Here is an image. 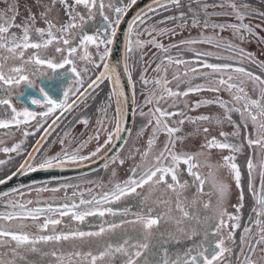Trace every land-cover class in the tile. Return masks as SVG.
<instances>
[{
	"label": "snow or ice",
	"instance_id": "1",
	"mask_svg": "<svg viewBox=\"0 0 264 264\" xmlns=\"http://www.w3.org/2000/svg\"><path fill=\"white\" fill-rule=\"evenodd\" d=\"M139 2L32 0L22 6L0 0L6 5L0 8V170L22 158L0 185L98 161L110 169L107 181L81 176L71 183L53 175L0 191V264H264V59L245 46H261L264 56V0L261 7L250 0H150L126 19ZM137 68L144 101L135 114L145 122L129 127L126 106L136 103ZM105 82L110 86L96 108L95 131L73 136L77 124L91 127L85 101L95 103ZM203 92L214 96L187 99ZM80 104L85 108L71 128L49 143ZM208 106L221 111L190 114ZM21 129L22 138L7 146ZM41 130L29 145L28 137ZM246 148L245 184L238 158ZM213 150L221 153L215 163ZM125 165L127 175L119 178ZM219 169L232 183L218 177ZM245 187L253 205L242 226ZM46 192L52 195L41 198ZM32 193L35 199H24Z\"/></svg>",
	"mask_w": 264,
	"mask_h": 264
},
{
	"label": "rangeland",
	"instance_id": "2",
	"mask_svg": "<svg viewBox=\"0 0 264 264\" xmlns=\"http://www.w3.org/2000/svg\"><path fill=\"white\" fill-rule=\"evenodd\" d=\"M21 2V5L23 6L24 4H31L32 3V0H20ZM117 2H119V0H117ZM213 2V0H209V3ZM251 3H253L254 6L256 7H261L260 3H259V0H250ZM184 3L187 4V0H184ZM6 7L5 4L3 3H0V8H4ZM209 11H211V9H209ZM109 15H111V13H109ZM215 19V18H214ZM254 23L256 21H253ZM15 30V29H14ZM210 31V30H209ZM196 31L194 30L192 32V35H196ZM185 36L188 35L187 32L184 33ZM224 35H228L227 32L224 33ZM261 35H264V32H261ZM177 40L181 39V37H176ZM165 44L169 43L168 40H165L164 41ZM246 47H248L250 50H253L256 52L257 56L260 58V59H264V56H261V46L257 45V44H250V45H245ZM198 49H206L207 46L206 45H197L196 46ZM152 51H155V49H153ZM177 50H173V52H175ZM185 56L186 57H191V53H185ZM147 59V58H146ZM158 62V61H157ZM210 62H219V61H215V60H211ZM247 67H249L251 70L255 71L257 74H260L261 73V69L258 68L257 66L255 65H252V64H246ZM152 68H155V64L153 63L151 68H149L148 70V73L147 75L149 77L151 76H154L155 73L152 71ZM176 69L173 67V68H169V71H168V78L171 80L172 78V75H173V72L175 71ZM181 71L183 70L182 67L180 69ZM205 71H207V69H205ZM139 68H137V71L134 72V79L137 81L136 83V91H137V95H136V103H135V108H134V113H136L137 111V108H136V105L139 104V105H142L143 104V101H144V96L141 95V85L139 84L138 82V78H139ZM203 81L202 80H197L196 83H202ZM176 83L177 81H173V83L170 85V87H173L175 88L176 86ZM181 88L183 89L184 88V85H181ZM221 96H223L225 99H229V95L228 93L226 92H221L220 93ZM214 94L211 93V92H203V93H200V94H191L187 99L191 102V101H195L196 99L198 98H201V97H213ZM105 97V95H104ZM99 105V103H93L90 107V109H87V112H85L84 114L87 115V116H90L92 118V122H91V127L88 128L87 131H85V126L83 124H77L75 126V128H72V135L73 136H80L81 133H84V136L81 137L82 139L84 138H87V135H90L92 132L91 130L96 128V124H95V120H96V117H94L95 115L97 116L96 114V108L97 106ZM149 107H151V105H149ZM82 109H84V107H81ZM42 110V109H40ZM145 111H147V108L144 109ZM221 110L215 106H208V107H202L201 109L197 110V112H193V113H190L192 115H197V114H200V113H216V112H220ZM82 112L81 111H77L75 115L71 116L69 118L70 121H73V118L80 115ZM67 115V114H66ZM94 117V118H93ZM64 119V118H63ZM133 122L135 123L136 126H139L140 124H143L145 122L144 118H140L138 115H134V118H133ZM132 122V124H133ZM66 126H69L68 128L70 129L71 128V124L69 123V121H66ZM133 127V125H132ZM64 128H58L55 133L53 135H51L49 137V143H51L52 139L53 138H56L58 135H62L64 131H67L69 129H65L63 131ZM31 130V129H29ZM186 130H190L188 128V126H186ZM225 130H231L228 126L225 127ZM22 131L23 129H21V131H16L14 136L11 138V139H6V144L7 146H12L13 143L19 141L21 138H22ZM151 130L149 129V132ZM53 136V138H52ZM133 136H135V128H133ZM147 137V134H145V139ZM164 140V137L161 136L160 137V142L158 143L157 145V149L159 147H162V142ZM31 142V141H30ZM132 143V141H130V144ZM192 143L193 142H190L189 143V146H192ZM139 144V147L141 148V150H143V148L145 147V141L144 140H140L138 142ZM47 146V145H46ZM95 147V144L92 142L91 145H89L88 149H86L85 151H90L92 150V148ZM57 148H58V145H57ZM54 151V149H53ZM249 149H245V154L244 155H241L239 158H238V163H240L241 165V170H242V173L244 174L243 175V181L244 183L246 184L247 183V173H246V167H245V161L247 159V155L249 153ZM259 151V150H257ZM226 154V153H224ZM15 155V154H13ZM221 153L217 152L216 150H213V154H212V162L215 163L217 161H219V157H220ZM262 156H264V153H261ZM0 159H5V154L3 153H0ZM139 159V157L137 158V160ZM19 158H17L16 160H14L13 162H11L10 164H8L7 166H5L2 170H0V174L2 172H5V171H9L10 168H13L14 165L18 164ZM127 168H128V165H125L123 168H121L119 170V178H125L126 175H127ZM204 173L207 174V172L209 171L208 168H204L203 169ZM109 172H110V169L108 170V172H105L103 171L102 169H99V170H96V171H91L90 173H87V174H83V175H79V176H73V177H68V178H65L63 180H68L69 182L71 183H79V177L81 176H84L85 178L87 179H96L97 177H103L105 181H107L108 179V175H109ZM10 173V172H9ZM3 174V173H2ZM218 177L220 179H224V180H227L229 183H232L230 177L228 176V173H227V170L226 169H219L218 170V173H217ZM6 176V175H5ZM4 177V176H2ZM256 184L257 186L259 185V169H257V176H256ZM207 186H206V189L205 191L207 192ZM235 192H236V189H235V185L233 184V196H232V202L234 203L235 202ZM69 194H71V189H69ZM36 193H32L31 196H25L24 199H35L36 198ZM52 194L51 193H42L41 194V198H47L49 196H51ZM56 195H63V192H60V193H57ZM14 198H17L18 197H14ZM204 200H208L209 199V196L208 195H204L202 197ZM3 201H0V204H2ZM245 207L243 208L242 210V220H241V224L243 226V224L247 223L248 222V216L250 214V209L253 205V200L252 198L248 195V191H247V188L245 187ZM35 204L32 205V207H34ZM4 210L2 207H0V211ZM229 211H232V208L230 207L229 208ZM30 223V222H29ZM32 231H35V229H30ZM253 232H255V228L253 227ZM241 235V231L240 230H237V233H236V236H237V243H239V237Z\"/></svg>",
	"mask_w": 264,
	"mask_h": 264
},
{
	"label": "water",
	"instance_id": "3",
	"mask_svg": "<svg viewBox=\"0 0 264 264\" xmlns=\"http://www.w3.org/2000/svg\"><path fill=\"white\" fill-rule=\"evenodd\" d=\"M149 2H150V0H140L138 5H136L132 9V11L129 12L126 19H130L131 16L135 13V11H137L140 7L145 6V4H147ZM121 28H122V30H124V29H126V26L122 25ZM122 50H123L122 34L118 33V36L116 38V57H121V67H122ZM116 57H114V62L116 60ZM122 79H124L125 81L127 80L126 76H123ZM109 86H110V82H109ZM126 87H127L128 95L131 96V94H132L131 83H128L126 85ZM134 106H135V104H130V105L126 106L129 109V111H128V118H129L128 119V126L129 127H132V125H133L132 122H133V118L135 115V113H134L135 107ZM66 114H65V117H66ZM102 163H103L102 161H98L96 164H90L89 163L88 166H82L80 168L72 167V168H68V169H64V170H56L55 172H50V173L37 172V173L29 174L27 176H17V177H14L11 181H8L7 183H5L4 185H0V191H8L9 189L18 186L21 183L28 184L29 182H32V181L44 182V181L50 179L51 176H53V175H58L60 177V179L63 180V179L68 178V177L87 174V173H90L91 171H93V169L99 170L100 165ZM13 171H15V169ZM4 177H2V178H4Z\"/></svg>",
	"mask_w": 264,
	"mask_h": 264
},
{
	"label": "flooded vegetation",
	"instance_id": "4",
	"mask_svg": "<svg viewBox=\"0 0 264 264\" xmlns=\"http://www.w3.org/2000/svg\"><path fill=\"white\" fill-rule=\"evenodd\" d=\"M125 2H127V0H125ZM101 89H102V91H99V95L96 97V102L95 103H100L103 99H104V95L108 92V90H109V82H105L104 84H102L101 85ZM29 91V93L30 94H34V95H39L37 92H36V90H34V89H30V90H28ZM136 95H137V91H136ZM25 102L26 103H28L29 104V106L30 107H32L34 110H40V108L38 107V106H34V105H31L30 104V101H28L26 98H25ZM85 103L86 104H93V102H92V99L91 98H89L87 101H85ZM20 105L18 104V107H19ZM81 107H84L85 108V104H80V106H79V108H77L75 111H73L71 114H67L66 115V117H64V119H61V121L59 122V126L55 129V131L60 127V128H64L63 129V131L67 128V129H69L68 127L69 126H66V121H69L70 122V120H69V118L71 117V116H73V115H75L76 114V112L78 111H81V110H83ZM88 109H90V108H88ZM136 115V114H135ZM94 117H96V115L94 116ZM93 117V118H94ZM49 122H51V121H49ZM3 130H0V132H2ZM55 131L54 132H52V135L55 133ZM93 131H95L94 129H92L91 130V132H93ZM42 134V130H41V132L40 133H37L36 134V136H29L28 137V144L29 145H32V144H34L35 143V140L36 139H38L39 138V136ZM52 138H53V136H52ZM54 139V138H53ZM102 139H103V137H102ZM31 141V142H30ZM93 143L95 144V141H93ZM45 147H47L46 145H45ZM56 149L54 148V151H55ZM22 158H19V160H18V162L20 163V160H21ZM18 163V164H19ZM18 164H16V165H14L13 166V168H10V170L9 171H5V172H2L1 174H0V178H2V176H5V175H8V174H10L9 172H11V171H13L14 169H16V167L18 166Z\"/></svg>",
	"mask_w": 264,
	"mask_h": 264
}]
</instances>
